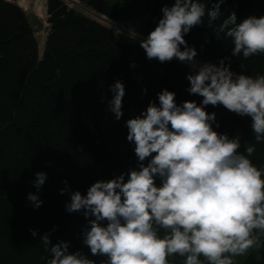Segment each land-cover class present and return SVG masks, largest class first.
Returning a JSON list of instances; mask_svg holds the SVG:
<instances>
[{
	"label": "trees",
	"instance_id": "1",
	"mask_svg": "<svg viewBox=\"0 0 264 264\" xmlns=\"http://www.w3.org/2000/svg\"><path fill=\"white\" fill-rule=\"evenodd\" d=\"M78 1L111 21H134L135 27L128 28L144 38L162 18V8L174 3ZM202 2L210 8L215 0ZM221 12L211 26L205 15L203 24L185 34L188 46L197 50L195 59L219 64L228 58L225 62L235 73L264 74V54L248 59L233 56L231 40L216 34L232 12L238 23L249 16H264V0H224ZM46 21L41 52L24 10L13 1L0 0V264H47L49 253L40 241L44 234L53 243L69 242L71 252L80 250L101 264L105 257L92 256L83 244L88 223L83 211L66 209L71 192L86 195L98 180L137 167L126 121L140 115L150 102L158 104L162 90L175 92L178 105L188 100L199 104L203 98L188 91L190 65L175 58L164 63L148 59L140 41L120 35L65 0H46ZM117 80L125 85L119 120L109 108L111 86ZM220 107L219 112L216 106H205L209 114H216L215 130L239 135L241 152L255 144L250 158L264 170V142L256 143L251 117ZM38 172L47 174L40 189L34 183ZM156 183L160 185L159 178ZM61 189L67 191L62 194ZM29 193L43 201L40 207L28 199ZM257 250V257L248 255L242 264H264V246ZM169 260L183 264L179 256Z\"/></svg>",
	"mask_w": 264,
	"mask_h": 264
},
{
	"label": "clouds",
	"instance_id": "2",
	"mask_svg": "<svg viewBox=\"0 0 264 264\" xmlns=\"http://www.w3.org/2000/svg\"><path fill=\"white\" fill-rule=\"evenodd\" d=\"M223 2L215 0L209 8L202 0H174L162 8L155 29L140 40L150 60L190 63L188 91L203 99L178 105L175 92L162 90L158 104L150 102L126 121L137 167L98 180L86 195L71 192L66 209L83 211L88 221L83 244L92 256L105 257L101 264H171L169 258L175 256L183 258V264H235L234 257L264 246V170L250 158L256 146L249 144L241 152L240 136L216 131V114L205 108L222 105L251 117L256 143L264 142V74L235 73L225 62L228 58L198 64L197 50L185 40L205 15L209 26L221 18ZM216 34L231 40L233 56L264 54V16L238 23L232 12ZM111 91L109 108L119 120L124 83L117 80ZM46 178L38 172L35 187L40 189ZM28 199L37 208L43 203L36 193H29ZM40 241L49 253L47 264H96L80 250L71 252L69 242L53 243L48 234Z\"/></svg>",
	"mask_w": 264,
	"mask_h": 264
},
{
	"label": "rangeland",
	"instance_id": "3",
	"mask_svg": "<svg viewBox=\"0 0 264 264\" xmlns=\"http://www.w3.org/2000/svg\"><path fill=\"white\" fill-rule=\"evenodd\" d=\"M17 3L26 13L28 20L30 24L33 26L35 30L36 38L39 42L40 49L42 52L45 34L48 28V24L46 21V0H9ZM69 6L75 7L79 9L80 11H83L84 13L90 15L91 17L95 18L101 23H104L110 27H112L114 30H116L120 35L122 36H129L134 40H142L144 37L140 36L138 32L130 30L128 27H135L134 21H129V23H121V22H114L109 20L107 17L100 15L91 9L87 8L84 4L80 3L78 0H65ZM110 2H119L120 0H109ZM129 31L131 33H126L124 31ZM135 34V36H133ZM39 48V47H38ZM195 62L198 64H203L195 59ZM185 64H188L191 66L190 63L182 62ZM217 111H221V107L216 106ZM261 242L264 241V235L260 236ZM248 255H254L258 256V250L257 248H251L248 250V252L242 256L234 257L235 264H242V262L245 260V258Z\"/></svg>",
	"mask_w": 264,
	"mask_h": 264
},
{
	"label": "water",
	"instance_id": "4",
	"mask_svg": "<svg viewBox=\"0 0 264 264\" xmlns=\"http://www.w3.org/2000/svg\"><path fill=\"white\" fill-rule=\"evenodd\" d=\"M124 32H126V33H130L129 31H126V30H125Z\"/></svg>",
	"mask_w": 264,
	"mask_h": 264
},
{
	"label": "bare ground",
	"instance_id": "5",
	"mask_svg": "<svg viewBox=\"0 0 264 264\" xmlns=\"http://www.w3.org/2000/svg\"><path fill=\"white\" fill-rule=\"evenodd\" d=\"M131 33V32H130Z\"/></svg>",
	"mask_w": 264,
	"mask_h": 264
}]
</instances>
